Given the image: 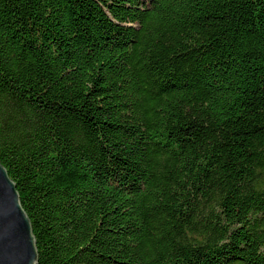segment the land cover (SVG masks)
Instances as JSON below:
<instances>
[{"label": "trees", "instance_id": "trees-1", "mask_svg": "<svg viewBox=\"0 0 264 264\" xmlns=\"http://www.w3.org/2000/svg\"><path fill=\"white\" fill-rule=\"evenodd\" d=\"M0 161L38 264H264V0H0Z\"/></svg>", "mask_w": 264, "mask_h": 264}, {"label": "water", "instance_id": "water-1", "mask_svg": "<svg viewBox=\"0 0 264 264\" xmlns=\"http://www.w3.org/2000/svg\"><path fill=\"white\" fill-rule=\"evenodd\" d=\"M33 225L17 183L0 161V264H38Z\"/></svg>", "mask_w": 264, "mask_h": 264}]
</instances>
